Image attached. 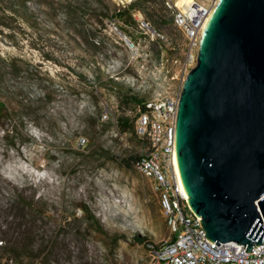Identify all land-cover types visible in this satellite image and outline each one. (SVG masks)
<instances>
[{"label": "rangeland", "instance_id": "374dc122", "mask_svg": "<svg viewBox=\"0 0 264 264\" xmlns=\"http://www.w3.org/2000/svg\"><path fill=\"white\" fill-rule=\"evenodd\" d=\"M8 4L14 5L15 14ZM146 5V12L132 13H140L169 43L182 47V33L172 24H159L160 15L171 14L165 0ZM22 16L42 31L34 41L48 55L28 39L32 28ZM0 21L6 24H0V99L16 106L0 122V185L5 193L34 198L43 211L33 242L43 250L41 263L146 264L148 252L133 234L158 243L171 235L151 180L132 164H122L126 155H140L143 146L134 133L136 105L123 102V94L113 92L108 79L136 95L152 94L140 77L148 71V48L139 42L137 50L131 49L123 40L125 31L137 44L139 34L129 27L133 22L118 19L116 29L107 21L92 34L90 42L102 41L95 56L91 43L81 45L63 33L60 14L46 0H0ZM84 22L94 30L92 20L85 17ZM163 47L161 52L154 43L151 57L178 52ZM169 66L175 73L177 66ZM95 69L103 73L97 92ZM119 116L133 123L132 132L118 131ZM89 139L92 145L86 147ZM0 264L15 261L2 259Z\"/></svg>", "mask_w": 264, "mask_h": 264}, {"label": "water", "instance_id": "95a60500", "mask_svg": "<svg viewBox=\"0 0 264 264\" xmlns=\"http://www.w3.org/2000/svg\"><path fill=\"white\" fill-rule=\"evenodd\" d=\"M174 165L211 243L264 240V0H218L177 106ZM244 247V246H243Z\"/></svg>", "mask_w": 264, "mask_h": 264}, {"label": "built area", "instance_id": "2783aa9c", "mask_svg": "<svg viewBox=\"0 0 264 264\" xmlns=\"http://www.w3.org/2000/svg\"><path fill=\"white\" fill-rule=\"evenodd\" d=\"M122 7L133 0H112ZM165 0L172 15V25L182 33L183 45L178 47L167 41L165 35L156 29L140 13L134 16L130 28L139 34L137 44L123 33V40L137 50L139 42L148 48V63L141 83L152 87V94L142 105H136L134 133L140 139L143 152L133 159L134 166L143 176L152 181L158 194L160 209L174 236L150 246L146 264H264V240L252 244L251 252L244 244L228 241L212 243L204 236L200 226L201 216L196 217L187 204V197L181 187L174 165L175 123L179 93L189 69L195 64L199 38L203 23L218 0ZM109 24L118 29L116 21ZM157 44L161 52L164 45L177 49V54L168 58L163 53L151 57V47ZM177 47V48H176ZM174 64V73L170 66ZM172 80L175 82L172 84ZM264 224V221H262ZM244 246V247H243Z\"/></svg>", "mask_w": 264, "mask_h": 264}, {"label": "trees", "instance_id": "16d2710c", "mask_svg": "<svg viewBox=\"0 0 264 264\" xmlns=\"http://www.w3.org/2000/svg\"><path fill=\"white\" fill-rule=\"evenodd\" d=\"M152 1L153 0H133L130 4L120 7L112 0H46V2L49 3L50 9L55 11V14H60L62 23L59 22L58 26L63 33L67 32L68 35L71 34L75 36V41L81 45L91 43L94 46L95 56L99 52V45L102 44V41L97 40L99 42L98 44L92 41L90 42L89 39L92 38V34L97 35L99 30L106 27L107 21L118 22V19H121L128 23L131 21L134 23L132 12L135 10L146 12V8H148L146 4ZM41 2H43V0H41ZM8 9L14 14L16 13L14 5L8 4ZM23 16L22 19L27 26L32 28V33L28 39L31 40V43L35 47L39 46L37 48H40L44 54L48 55L45 48L40 47L39 43L34 41L35 39L40 40L39 36L42 35V31L34 27L29 19ZM150 16L152 18L153 14ZM160 16L162 17L160 18ZM160 16L158 19L161 26L172 24L171 14H162ZM85 17L93 21V25L95 26L94 30L86 28L84 22ZM0 24L6 25L2 21H0ZM121 31L123 30L121 29ZM123 33H125V31H123ZM82 76L86 80H91L87 78V75ZM94 76L95 79L92 80V82H98L95 85V91L97 92L102 87L101 76H103V73L101 69H95ZM108 79L113 85V92L118 89L119 92L123 94L121 97L123 102L142 105V103L147 100L148 97L134 94L129 87H123L118 80L113 77ZM45 94L47 93L45 92ZM14 108H16V106L11 107L6 101L0 99V122L5 121ZM116 126L118 131H133V123L125 116L116 118ZM9 131L10 128H8L6 133ZM83 145H85V143H83ZM90 145H92L91 139L87 141L86 147ZM135 157L136 156L131 154L123 157V166L130 168ZM36 205L37 200L34 198H27L22 192L17 191L5 193L4 190H2V185H0V260L6 259L9 261L13 259L15 264H42L41 261L44 259L41 257L43 250L33 247L34 239L37 236L36 222L39 217L43 215V211L37 209ZM82 209L84 211L87 210L85 206H82ZM170 237L174 239L173 235ZM133 239L141 243L146 250H149L151 248L150 246L158 244V242L138 232L133 234Z\"/></svg>", "mask_w": 264, "mask_h": 264}, {"label": "bare ground", "instance_id": "6f19581e", "mask_svg": "<svg viewBox=\"0 0 264 264\" xmlns=\"http://www.w3.org/2000/svg\"><path fill=\"white\" fill-rule=\"evenodd\" d=\"M184 1H187V0H178L177 3H178V4H181V3L184 2Z\"/></svg>", "mask_w": 264, "mask_h": 264}]
</instances>
